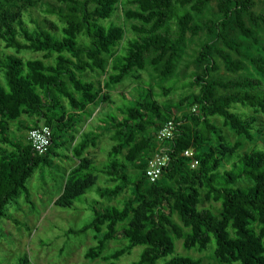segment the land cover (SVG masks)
<instances>
[{
	"label": "trees",
	"instance_id": "obj_1",
	"mask_svg": "<svg viewBox=\"0 0 264 264\" xmlns=\"http://www.w3.org/2000/svg\"><path fill=\"white\" fill-rule=\"evenodd\" d=\"M20 2L0 0V220H10L6 208L20 197L34 171L52 164L48 152L39 156L28 143L13 142L8 123L36 118L31 128L35 129L43 121L52 129L54 146L71 130L79 132L89 107L109 106L104 91L120 85L132 72L149 64L161 79L169 78L187 35L204 33L206 42L193 59L196 73L189 83L199 92L176 106H197L200 113L174 117L173 139L156 148V135L173 117L172 107L160 106L146 94L140 107L119 108L121 117L100 111L98 123L112 133L107 160L98 167L86 157L105 130L87 126L71 147L72 158L79 163L68 172L53 205L71 209L97 186L99 176L105 178L106 186H97V199L92 200V221L72 233L92 234L94 246L84 256L89 261L118 264L143 247L133 264H203L175 253V240H180L188 252L211 250L219 264H264V146L237 152L243 144L228 142L211 122L222 119L223 126L247 141L264 137L260 121L264 89L262 81L248 73L251 66L264 77V11L256 13L253 0H61L66 11L46 9L39 20L32 17L28 4ZM213 3L215 16L195 20ZM118 5L136 8L124 9L127 20L139 23L131 26L135 33L131 39H125L121 26L105 25ZM22 54L39 58L25 60ZM88 73L106 75V82L81 78ZM236 106L247 113H236ZM161 152L169 161L160 179L150 183L147 161ZM231 156L235 161L223 169ZM195 160L198 166L192 169ZM242 182L246 187H238ZM126 192L128 199L111 204ZM205 203L219 204L218 214L204 208ZM121 232L125 246L104 255ZM18 264L29 261L22 258Z\"/></svg>",
	"mask_w": 264,
	"mask_h": 264
},
{
	"label": "rangeland",
	"instance_id": "obj_2",
	"mask_svg": "<svg viewBox=\"0 0 264 264\" xmlns=\"http://www.w3.org/2000/svg\"><path fill=\"white\" fill-rule=\"evenodd\" d=\"M253 1L255 2L254 11L256 13L264 11V0ZM20 4H28L31 7L32 17L39 20L44 17L41 11L46 9H53V11L62 9L66 11V5L61 3V0H21ZM176 8L178 11L182 10L180 7L176 6ZM124 9L136 10L134 6L124 8L118 5L116 13L105 25L113 23L121 26L125 31V39H131L135 36L131 26H138L139 23L134 20H127L124 16ZM186 9L189 10V7ZM216 11V5L213 3L201 15L194 16L193 13L192 15L195 20L202 18L203 21H207L216 15ZM46 17L55 19L54 16L46 15ZM26 21H28L27 17ZM169 27L171 31L175 30L173 22L169 24ZM205 42L206 36L204 33L193 37L187 35L185 46L175 64V71L169 78L161 79L153 68L146 64L142 71L132 72L120 85L111 88L108 92L104 91L108 97L109 106L102 104L97 108L89 107L87 114L82 117L83 123H81L78 133L71 130L64 138L55 141L54 146H51L47 153L48 159L52 163H50L51 166L38 168L34 171L33 175L27 180L24 189L21 190L20 197L6 208L8 217H11L10 220H0V264H18L22 258H27L29 264H105L102 260L89 261L84 257L88 249L94 246L91 233L86 235L72 234L73 232H78L92 221V200L97 199L95 194L97 186L99 188L106 186L105 178L99 176L97 186L79 197L71 209H63L53 205L62 192L68 172L79 163L76 159L70 160L71 147L82 139L87 126V130H93V127H95L96 130L98 129L97 131H100V126L103 127L105 130L100 134L95 146L86 153V157L95 165L98 167L103 166L107 160V152L112 146L110 139L112 133L107 125L98 123L99 112L102 111L103 115L117 114L121 117L118 111L119 108L127 104L140 107L141 98L146 94H148L150 101L156 102L163 107H172L171 112L176 119L193 112V109L196 110L193 113H198V111L200 113V108L197 106L190 108L186 103L177 109L176 106L183 99L191 100L199 92L197 86L191 87L189 83L196 73L195 66L192 63L193 59ZM262 45L264 46V41H262ZM254 49L261 52L260 47H255ZM20 57L30 60L39 58V55L22 54ZM220 71L221 74H224L222 67ZM248 73L252 77L260 79L264 89V77L258 75L251 66H248ZM81 78L100 82L101 84L106 82V75L103 74L91 75L88 73ZM140 88H143V90L141 91ZM167 90L170 92L165 95L164 92ZM112 104L113 106H111ZM234 111L239 114L247 113L240 106L234 107ZM35 120L36 118L22 117L18 122L8 123V134L11 140L15 143L27 144V134L33 128ZM260 121L261 127H263L264 121L262 119ZM211 122L222 129V134L228 142L234 144L236 141H240L243 144L237 152H248L255 145L264 146V137L257 138L254 141H247L237 138L231 130L223 126L222 119L215 118ZM39 126H44V122L41 121ZM156 142V148L167 146V143ZM233 161H235V157H229L225 161L223 169H229ZM128 169L130 174L135 172L131 166ZM238 187H246V183L242 182ZM128 198L129 193L126 192L117 200L112 201L111 204L119 205ZM203 207L209 208L215 214L219 212V204L205 203ZM68 232L71 233L68 234ZM182 243L180 240H175V253L177 255L201 259L203 264H219L213 259L211 250L204 253L197 251L188 252L183 249ZM125 244L121 232L117 236V240L110 242L106 246L104 255L122 248ZM143 250V247L135 248L130 255L122 257L118 264H133L137 262ZM160 263L163 264L162 262Z\"/></svg>",
	"mask_w": 264,
	"mask_h": 264
},
{
	"label": "built area",
	"instance_id": "obj_3",
	"mask_svg": "<svg viewBox=\"0 0 264 264\" xmlns=\"http://www.w3.org/2000/svg\"><path fill=\"white\" fill-rule=\"evenodd\" d=\"M193 112H196L193 109ZM176 132V124L174 116L168 120L163 127L158 131L156 139L160 143H167L173 139ZM27 143L32 148L33 152L39 156L45 155L52 144V129L48 126L31 129L27 134ZM188 157H193V152L186 154ZM169 158L166 154L156 153L147 161L146 178L150 183L158 181L162 175L163 168L166 167ZM198 166V161H194L191 165L192 169Z\"/></svg>",
	"mask_w": 264,
	"mask_h": 264
},
{
	"label": "crops",
	"instance_id": "obj_4",
	"mask_svg": "<svg viewBox=\"0 0 264 264\" xmlns=\"http://www.w3.org/2000/svg\"><path fill=\"white\" fill-rule=\"evenodd\" d=\"M70 153H71V159L70 160H73V158H72V151H70ZM75 168V167H74ZM73 169V168H72Z\"/></svg>",
	"mask_w": 264,
	"mask_h": 264
}]
</instances>
